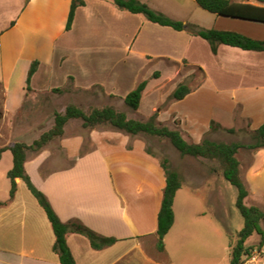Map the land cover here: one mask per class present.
<instances>
[{"label": "crops", "instance_id": "obj_1", "mask_svg": "<svg viewBox=\"0 0 264 264\" xmlns=\"http://www.w3.org/2000/svg\"><path fill=\"white\" fill-rule=\"evenodd\" d=\"M85 1V5L77 8L72 28L66 30L72 0H0V147L10 146L16 141L31 144L52 127L53 123L49 127L44 126L40 97L67 85L70 76L74 77L77 88L87 89L100 82L106 90L123 96L147 79L145 75L143 78L128 77L125 68H121L120 72L113 67L109 70L104 68V62L105 71H98L101 62L92 63V49L83 56V47L75 50L70 45L73 36L93 38L89 26L95 21L94 37L103 38V42L106 39L114 42L115 39L117 43L122 38L119 41L120 38L111 37L114 34L125 35V29L118 23H134L132 35L128 33L129 41L112 47L123 53L115 55L117 61L136 55L145 58L146 53L154 56L167 54L150 51L149 46L140 53L135 49L144 34L141 30L146 24L152 26L145 19L122 11L111 0ZM106 6L111 12V17L106 20L107 28L104 26V12L102 14V11L94 9ZM233 19H239L240 24L237 25L240 26L222 24L215 28L264 39V30H256L257 35L247 30L245 25L255 21ZM157 26L159 24L154 27ZM160 27L169 29L167 26ZM154 40L161 44L171 41ZM203 40L195 35L185 38L190 45L197 44L200 49L204 45ZM145 42L148 38H144ZM209 48L230 85L222 90L218 86L208 88L204 84L208 72L203 67L206 74L202 84L166 109L169 116L177 112L174 108L177 102L193 110V114L182 116L179 111L177 114L183 119L184 129L197 143L213 130L215 134L221 129H234L232 133L244 128L255 131L264 123V51L222 44L218 53L214 54L210 45ZM223 52L227 53L226 56L233 53L240 58L225 60L221 58ZM182 56L189 58L187 53ZM34 60L40 63L28 90L27 77ZM69 63L72 66L62 73L59 68ZM91 67L97 71L93 72ZM19 71L21 77L16 81ZM153 74L152 78H155ZM153 83L146 87L141 106ZM204 88L206 92H203ZM151 108L146 113L151 112ZM49 120L53 122L52 118ZM213 121L221 128L211 129ZM91 136L93 147L84 153L81 152L83 135H64L59 138L57 148L47 145L37 152L29 151L25 162L33 182L47 195L63 221L79 220L97 233L117 239L110 246L95 249L88 237L75 232L67 233V243L77 264H188L187 259L176 260L179 251L183 258L189 259L195 256L187 251L191 245H198L205 252H212L216 244L219 249L222 247L223 218L231 216L224 194L218 187V168L210 165L201 170L189 168L186 175L179 171L182 187L175 197V221L164 238L165 249L160 251L157 248L158 214L166 186L160 158L147 151L146 143L141 140L130 145V136L124 133L115 137L110 132L93 131ZM248 150L252 159L247 173L244 176L241 174L250 191L246 203L264 209V148ZM8 151L11 152L10 149L5 150L0 159V202H5L0 207V264H61L54 250L55 233L51 222L21 178H17V192L10 199L8 172L13 167V154H8ZM184 191L180 202L179 195ZM205 252L201 250V253Z\"/></svg>", "mask_w": 264, "mask_h": 264}, {"label": "rangeland", "instance_id": "obj_2", "mask_svg": "<svg viewBox=\"0 0 264 264\" xmlns=\"http://www.w3.org/2000/svg\"><path fill=\"white\" fill-rule=\"evenodd\" d=\"M143 2L148 3L152 8H156L157 10H160L168 15H170L173 18L181 19L185 22L195 23L198 24L201 27L205 28H215L218 27L217 25H229V26H240L237 24H240L238 20L233 18H227L222 15H218L216 13L210 12L203 7H201L196 0H150V1H144ZM254 3H258L256 1H253ZM112 4L115 6V4L112 2ZM261 4V3H258ZM94 6V5H93ZM96 11L100 12L102 11V14L104 12V20L106 23V20L111 17V12L109 11L108 7L105 8H99L94 7ZM125 12H129L127 10H122ZM138 16V18L145 19L148 24H151L152 26L149 27L145 26V28L141 31H143L144 34L141 37L142 39L139 40V43L135 45V49L138 53H140L144 49H149L147 46L150 47V51H153L155 53L162 52L167 53L163 54L162 56H154L151 54H145V58H141L139 55H136L135 57L131 58H125V61H117L115 58L117 54H123L120 49H114L113 46H120L122 44H126L130 36L132 35V31L134 29V23H131V21H128L126 23H118V26L122 29H125V35H116L114 34L111 38H120L119 41L122 38V41H117L114 39L113 41H109L106 39V41L103 42V38H96L94 37V31L96 26V22H94L93 25L89 26V28L93 33V38H76L72 37V44L74 49L78 50L83 47L82 54L85 56V53L88 52V50L92 49V63L98 64L101 62L100 66L101 68L98 69V71H105L104 68H107L111 70L113 67L114 69H117L118 72L121 70V68H125L127 70L128 77H144L145 75L148 79V85L150 82H154V86L152 90L146 94L148 96H145V99L143 101V105L141 108L139 107L138 110L131 109L125 102L124 98L125 96L119 94V92H112L105 89L104 85L100 82H96L91 87L87 89L77 88L75 85L74 77L70 76L69 82L67 85L62 86L61 88L54 89L52 92L47 94H42L41 99V114L42 118H44V126L49 127L51 123L54 125V114L56 111L64 112L66 107L69 104H76L85 111L89 112L95 107L103 108L106 106H113L119 111H124L128 115L129 118L139 119V120H147L155 111L158 110L159 117L158 120L165 126L170 127L171 129H179L182 131V134L185 139L188 141L194 142L193 138H191V135L184 129L183 125V119L181 116L177 114L179 111V114L182 116L193 114L192 109H188L187 105H184L182 103L175 102V110L177 112L171 113L169 116V109L171 104L175 101L174 99H171L169 95L173 91V87L175 84L178 83H186L188 84L192 90L198 88L202 82L205 79V69L208 72V76L206 77L204 84L208 88H212L215 86L220 87L222 90L224 86H229L230 82L228 78L223 77L222 68L217 65V59L216 57L211 53L208 43L203 40L204 45L200 49L196 45H190L188 41H185V38L190 37L192 34L188 31L184 32H176L175 29L168 27L169 29L156 26L157 23L151 22L147 20L146 16L143 14H135ZM115 22V21H114ZM114 27H116V24L113 23ZM108 23L104 24L105 28ZM247 27V30H252L250 33L253 35H257L256 30H264V24L259 22H253L248 23L245 25ZM150 28V29H149ZM156 30H153L155 29ZM127 30V32H126ZM151 30V31H150ZM147 32V33H146ZM256 32V33H255ZM98 33V32H97ZM96 33V34H97ZM129 33V34H128ZM146 33V35H145ZM153 33L156 35H153ZM89 34H91L89 32ZM190 34V35H189ZM110 35V34H109ZM194 36V35H192ZM104 37V36H103ZM105 38V37H104ZM109 38V37H107ZM144 38H148V42L144 43ZM171 40V41H165L163 44L159 42H155V40ZM124 40V42H123ZM151 42H150V41ZM68 41V40H67ZM83 41V42H81ZM173 41V42H172ZM87 42V43H86ZM131 44H128V46ZM127 46V50L128 47ZM131 47V46H130ZM157 51V52H156ZM129 52V50L127 51ZM183 53H187L189 58L195 62L192 63L191 60L186 57L182 56ZM226 52H223L221 54V58L223 57L225 60L228 59V61L233 60V58L239 59L240 57H237L233 53H229V55L226 56ZM141 58V59H140ZM220 58V61L222 60ZM106 65L103 68V63ZM199 63V64H197ZM202 66H201V65ZM72 66L71 63L64 65L62 68H59V70L62 73L67 72L69 68ZM205 69H204V68ZM92 68V69H91ZM90 69L93 72H96L93 67ZM103 68V69H102ZM20 69V68H19ZM154 71H159L160 76L159 78H152V74ZM101 73V72H99ZM21 77L20 71L18 74H16L15 80L19 81ZM16 83V82H15ZM147 85V86H148ZM206 88H204L203 92H206ZM145 92V91H144ZM144 95V93H143ZM143 98V97H142ZM142 101V100H141ZM157 103L154 107H150V105H153ZM149 108L151 112L146 113V110ZM165 110V111H164ZM161 112H164L162 114V120L160 119ZM185 112V113H184ZM216 113V112H215ZM218 115L220 112H217ZM216 113V115H217ZM1 114V112H0ZM168 117V118H167ZM53 119L51 120L49 119ZM167 118V119H166ZM47 120V121H46ZM230 123V121H229ZM52 125V126H53ZM219 128V127H216ZM64 135L66 136H73L77 134H81L84 137V143L83 147L81 149V152L84 153L91 149L93 147V140H92V132L98 131L101 133L110 132L112 136H120L121 133L127 134L125 132L118 131L111 127L110 125L106 126H99L94 129L91 128H85L83 126V121L81 119H71L67 125L65 126ZM215 130H213L214 132ZM212 131L209 132L205 137H208L210 139L216 140V141H223V142H234V141H241L243 143H250L253 142V131H250L246 128H244L240 132L232 133L230 131H226L221 129L217 134L213 133ZM63 135V136H64ZM130 145L135 142L136 140H141L146 143V146L148 149L152 151L157 157L160 158V160H163L165 158L169 159V163L172 169L177 170L178 172L181 171L185 173L186 171L191 169H206L208 165L214 166L219 169V186L221 189L222 195L225 197V204L228 208V214L230 213V218H223V236H222V247L219 249L217 247V244L212 249V252L208 251L205 252V249L199 248L198 245L196 246H186L188 253L194 254V257L183 258L182 252L179 251V259L177 258V261H184L187 259L188 264L193 263H199V264H230L231 261V251L232 247L237 243L238 240V233L240 230L243 229L245 225V218L242 215L241 211L236 205L237 197H238V189L235 185H233L231 182H229L223 175V165L222 163L217 159H199L201 157H193L189 155H182L178 149H176L173 144L170 142L167 138H161L158 136H152L147 134H139V135H130ZM59 138L54 139L49 144H47L50 147L57 148L59 145ZM46 145V146H47ZM8 154L11 155V152L8 151ZM238 158L242 161L241 167V174L244 176L247 173V166L248 163L251 161V151L248 149H241L240 153L237 154ZM5 160V159H4ZM5 162V161H4ZM202 162V163H199ZM204 162V164H203ZM241 176V177H242ZM185 190V189H184ZM185 194L184 192H181L179 195V200L182 202V196ZM264 198V194H263ZM250 204V203H249ZM253 205V204H252ZM225 219V220H224ZM261 236V235H260ZM260 239V240H259ZM248 243H251L249 245H253L255 248H261L260 242L261 237L259 238L258 233H255L247 240ZM231 246V247H230ZM205 252V254L201 253V250ZM186 255V254H184ZM262 255L264 257V252H262ZM245 260V259H244Z\"/></svg>", "mask_w": 264, "mask_h": 264}, {"label": "trees", "instance_id": "obj_3", "mask_svg": "<svg viewBox=\"0 0 264 264\" xmlns=\"http://www.w3.org/2000/svg\"><path fill=\"white\" fill-rule=\"evenodd\" d=\"M119 9L127 10L135 14H143L146 18L162 26L171 27L178 31H188L192 35L199 36L208 41L214 54L218 53L222 44L240 47L245 50L264 51V39H257L247 34L226 29L205 28L195 23L185 22L170 15L152 8L142 0H111ZM204 9L218 15L240 18L255 22L264 23V0H196ZM256 1L258 3H254ZM86 4L85 0H72L66 30L73 26L77 8ZM40 61L34 60L28 72L27 85L31 89V80L38 69ZM160 72L155 71L153 77H159ZM148 85V79L141 81L132 91L125 96L126 104L133 110H138L141 104L143 93ZM192 88L186 83H179L170 94V98L181 100ZM159 112L155 111L147 120L129 118L126 112L119 111L113 106L103 108L95 107L89 112L76 104H69L64 112L56 111L54 114V125L43 132L31 144L23 141H16L10 146L0 147V159L5 150L10 149L13 154V167L8 172L11 180L10 199L14 198L17 192V178H21L37 198L45 210L53 231L55 233L54 250L59 255L61 264H77L67 243V233L75 232L89 238L95 249H102L117 241L114 237L101 235L82 223L79 220L63 221L50 202L47 195L33 182L25 168L28 152H37L54 139L65 133V126L71 119H81L85 128L94 129L99 126L110 125L114 129L130 135L147 134L167 138L173 146L184 155L217 159L223 165L224 177L238 189L236 205L245 218V225L238 233L237 243L232 247L230 264H244L245 255L252 252L255 247L247 244L248 238L255 233L261 235L260 245L264 244V209L257 205H248L246 199L250 194L249 188L241 177V162L237 156L239 151L245 149L264 148V123L253 131V142H223L204 137L200 142H190L184 138L182 131L171 129L163 125L159 120ZM220 127L215 121L211 129ZM234 132V129H228ZM147 151L152 153L150 149ZM161 165L166 175V186L163 192L161 208L158 214L157 248L160 251L165 249L164 238L170 231L175 221L174 202L177 192L182 187L181 174L171 168L169 159L161 160ZM5 202H0V207Z\"/></svg>", "mask_w": 264, "mask_h": 264}, {"label": "built area", "instance_id": "obj_4", "mask_svg": "<svg viewBox=\"0 0 264 264\" xmlns=\"http://www.w3.org/2000/svg\"><path fill=\"white\" fill-rule=\"evenodd\" d=\"M262 252H264V246L253 249L251 253L245 255L244 264H264Z\"/></svg>", "mask_w": 264, "mask_h": 264}]
</instances>
